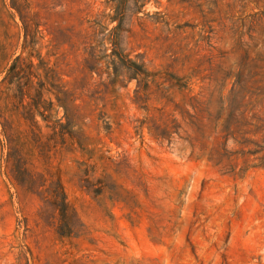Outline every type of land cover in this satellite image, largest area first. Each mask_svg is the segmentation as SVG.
Listing matches in <instances>:
<instances>
[{
	"label": "rangeland",
	"instance_id": "rangeland-1",
	"mask_svg": "<svg viewBox=\"0 0 264 264\" xmlns=\"http://www.w3.org/2000/svg\"><path fill=\"white\" fill-rule=\"evenodd\" d=\"M212 1L147 0L139 14L131 5L123 48L158 74L162 88L151 86L140 101L135 80L111 86L84 68L90 23L113 16V0H0V108L26 136L35 170L60 183L84 225L79 236H60L41 222L39 198L8 175L0 119V264H264V168L236 153L244 147L232 139L219 164L224 139L209 121L232 90L241 58L232 22L241 9ZM13 5L34 19L32 30L38 26L31 48ZM252 7L245 17L259 15L254 28L264 40V9ZM116 24L104 23L108 31ZM16 56L26 65V102L44 76L37 56L56 70L77 100L70 122L54 102L46 121L36 116L41 133L31 134L16 83H6ZM60 120L65 130L55 133ZM156 123L170 127L171 143L151 136Z\"/></svg>",
	"mask_w": 264,
	"mask_h": 264
},
{
	"label": "trees",
	"instance_id": "trees-1",
	"mask_svg": "<svg viewBox=\"0 0 264 264\" xmlns=\"http://www.w3.org/2000/svg\"><path fill=\"white\" fill-rule=\"evenodd\" d=\"M146 1L113 0L115 3L114 15L102 14L90 23V41L85 48L84 68L90 76L96 73L99 80L106 76L111 86L123 85L125 80L126 82L135 80L138 88L135 93L140 101H142L141 92H148L151 86H155L157 92H162L161 84L157 80L158 74L149 71L141 59L132 60L128 57L123 48L122 38L124 33H131V28L127 24L128 15L133 12L131 5L135 8L134 13L139 14L142 12ZM220 1L213 0L212 4L217 8ZM234 4L241 9L239 11L240 17L232 22V31L237 36V46L241 51V58L235 68L236 72L232 76L234 82L227 102H221L218 111L215 114H210L209 121L213 130L215 132L219 130L224 139V143H222L216 156L219 164L224 159L227 160L231 154L228 150V141L232 139L244 147L243 150L236 153L241 154L242 157L245 155L253 156V161L258 163L253 167L264 168V40L256 37L254 28L259 20V15L253 13L245 17L246 10L251 5L253 6L252 11L264 9V0H234ZM13 8L18 13L23 26L24 48H31L35 43L36 35L39 33L38 26L32 30L31 25L34 19L20 5H13ZM261 15L264 17V11ZM108 18L110 23H117L110 31L104 25ZM205 39L209 40L210 37ZM106 41L111 44L113 49L111 54H107ZM37 57L40 60L38 70H42L44 76L42 80L37 82L38 87L34 89L35 97L31 102L25 101V90L20 83L21 75L26 66L25 63H22L20 56H16L8 67V81L6 82L8 85H12L15 81L16 93L18 94L13 97L17 101L19 99V106L25 109L23 118L30 123L33 136L41 133L36 116L40 115L46 121L44 113L53 111L55 103L64 109L67 123L72 120L74 111L78 108L76 98L60 83L59 74L56 70L49 67V62H45L41 56ZM258 70L260 72H257ZM174 85L176 84L171 86ZM187 86L188 83L185 82L179 85V89L186 91ZM2 92L0 90V93ZM45 95L52 96L54 101L52 97L46 99ZM190 99L192 100L193 97ZM11 117L12 114L9 113L7 106L0 108V119L8 147L6 166L11 181L28 194L39 198L42 203L39 213L41 222L46 226L55 225V231L60 236H79L84 232V225L77 212L69 205L60 183L53 179L50 174L35 170L30 162L33 154L28 148L26 136L22 131L15 128ZM172 123H175V120H172ZM175 125L173 129L178 128ZM57 129L65 130L61 120L53 127L55 133ZM149 131L151 136L160 142L167 140L171 143L172 141L173 132L168 125L156 123L152 128H149ZM259 134L263 136L260 142L254 139ZM249 146L252 148H248ZM209 158L214 159L212 154Z\"/></svg>",
	"mask_w": 264,
	"mask_h": 264
}]
</instances>
